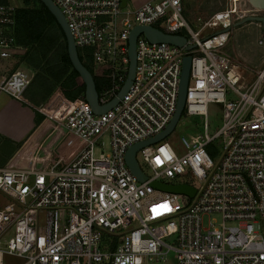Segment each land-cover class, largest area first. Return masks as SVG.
I'll return each mask as SVG.
<instances>
[{"label": "built area", "instance_id": "obj_1", "mask_svg": "<svg viewBox=\"0 0 264 264\" xmlns=\"http://www.w3.org/2000/svg\"><path fill=\"white\" fill-rule=\"evenodd\" d=\"M53 2L81 61L102 80L99 103L113 98L127 77L135 25L180 34L186 42H152L140 32L132 82L106 112L95 113L84 94L70 100L60 92L37 107L72 133L70 157L48 166H0V192L11 199L0 207V264L7 255L19 258L15 264H168L171 253L176 264H264V57L261 67H250L255 76L247 83L244 57L225 50L234 23L264 9L225 0L208 17L198 16L195 29L183 0ZM249 22L258 24L255 43L264 47V22ZM26 49L16 39V5L0 0V94L23 99L31 75L19 66L7 70L6 62ZM186 54L185 103L171 132L183 115L206 116L209 102L222 104V125L210 134L205 120L204 132H186L183 150L167 139L171 132L141 146L135 158L147 179L140 180L127 150L171 121ZM153 181L190 184L195 192L165 190ZM214 212L221 221L204 220Z\"/></svg>", "mask_w": 264, "mask_h": 264}, {"label": "crops", "instance_id": "obj_2", "mask_svg": "<svg viewBox=\"0 0 264 264\" xmlns=\"http://www.w3.org/2000/svg\"><path fill=\"white\" fill-rule=\"evenodd\" d=\"M144 1L146 0H129L134 5L142 4ZM250 23L253 22L245 23L237 28ZM242 32L237 35L240 36L241 42L237 43L236 52L239 51L241 56L247 58L252 48L250 44L254 43L256 45L255 61L259 63L264 57V47L255 43V37L253 39L252 36L244 35ZM6 63L9 64L7 70L18 64L16 58L8 59ZM30 75L29 85L33 79V74ZM244 77L246 82L250 83L248 79H252L253 75L250 73ZM98 81L101 85L102 80ZM48 92L50 91L46 90L40 94L35 91L26 92L23 99L15 98L7 93L0 94V166L7 163L27 166L32 161H41L43 165L48 166L61 156L69 159L66 146L73 138L72 133L65 126L56 125L52 119H46L37 109L38 104L42 103Z\"/></svg>", "mask_w": 264, "mask_h": 264}, {"label": "water", "instance_id": "obj_3", "mask_svg": "<svg viewBox=\"0 0 264 264\" xmlns=\"http://www.w3.org/2000/svg\"><path fill=\"white\" fill-rule=\"evenodd\" d=\"M51 11V13L55 16L56 20L62 27L65 37H66V44H67V53L69 56V59L72 63L73 68L79 73L81 78L83 79L85 83V98L91 105L92 109L95 113L100 114L103 112H106L111 107H113L114 104H116L120 97L124 95V93L128 90L135 71V64H136V38L137 35L140 32H144L147 38L154 42V41H168L173 44H176L178 46H182L186 42V38L183 35L180 34H173L169 32H165L160 28L151 26V25H142L138 24L135 25L131 32L128 39V57H129V67L127 72V77L121 86V88L118 90L117 94L111 98L106 103H99L98 100V91L96 88L95 79L91 73V71L88 69V67L81 61L77 47L74 42V38L72 35V32L70 30V27L67 23V20L61 11V9L53 2V0H41ZM251 5L254 7H257L259 9H264V0H248ZM129 2V0H122V5H126ZM263 21L264 22V15H248L244 17L243 19H240L234 23L235 26L242 25L249 21ZM193 47V44H188L186 46L187 49H190ZM190 66H191V56L189 54H186L183 58L182 63V71H181V77H180V83H179V91H178V97H177V105H176V111L169 122V124L165 127L164 130L159 132L158 134L145 139L143 141L137 142L130 146L126 153V161L128 166L130 167L131 171L137 176L140 180L147 179V175L143 172L141 169L137 159L135 158L136 151L143 145L158 141L165 137L168 133H170L173 128L175 127L177 121L179 120L185 103V97H186V88L189 80V74H190ZM153 185L156 187L169 190V191H175V192H184L189 195H193L195 192V188L190 184L185 183H178V184H171V183H163L160 181H153Z\"/></svg>", "mask_w": 264, "mask_h": 264}, {"label": "rangeland", "instance_id": "obj_4", "mask_svg": "<svg viewBox=\"0 0 264 264\" xmlns=\"http://www.w3.org/2000/svg\"><path fill=\"white\" fill-rule=\"evenodd\" d=\"M8 2L20 6L23 3V0H7ZM225 0H183L184 4V16L189 21L191 26L195 29L198 28L197 26V17L201 16L203 18L208 17L212 12H214L217 8H220L224 5ZM264 11H261V13ZM258 24L250 23L248 25H244L241 28H235L233 33L230 36L229 42L225 46V50L230 53L236 52V46L237 43L241 42L240 36H237L238 33H241V30H245L242 32L244 35H250L253 37L257 36V27ZM251 49L249 52L248 57H244V75H249L250 73L253 75L252 79L249 78L248 80L251 82L254 79L255 71H251L250 67H253L254 64L257 63L256 59V45L254 43H251ZM240 46V45H239ZM262 48V47H261ZM27 52V49H26ZM26 52L21 55V57H17L18 64L16 66L25 68L29 71L30 74H33V79L31 84L29 85V88L26 90L27 93L29 92H37L38 94L44 93V91L48 90V82L53 84V87L51 88L50 93L45 97V99L42 101L41 104H44L45 102H49L54 98L56 93H58V89L56 87L57 82L45 71L44 68L34 69L29 67L25 61H22L24 58ZM239 52V51H238ZM259 67L263 65V62H260L257 64ZM98 85L99 81L97 79ZM26 92H24L23 95H26ZM236 96L232 95L230 98L234 99ZM40 103L38 106L41 105ZM37 106V107H38ZM222 117H223V110H222V104L218 102H209L208 104V112L207 115H201V114H194L190 116H182L180 122L177 124L175 130L171 132L167 139L171 142V144L176 147L177 149L183 150V139L182 135L186 134L188 131H198V132H204V122L205 120L208 123V132L210 134L214 133L221 125H222ZM104 146L106 149H108L109 145V138L107 135L103 137ZM69 143V142H68ZM63 149L61 148V152ZM96 152H99V149L96 148ZM210 152H213L212 149H210ZM216 153V151H215ZM141 165L144 168V170L151 174V170L142 164ZM192 182L194 185H197L198 183L192 179ZM11 199L6 196L4 193L0 192V207L4 206L5 204L9 203ZM209 218H215L217 221H221V214L218 212L212 213L210 216L205 215L204 220L208 221ZM17 261H19V258L7 255L5 258V264H15ZM168 264H176L173 259V254H170V260Z\"/></svg>", "mask_w": 264, "mask_h": 264}, {"label": "trees", "instance_id": "obj_5", "mask_svg": "<svg viewBox=\"0 0 264 264\" xmlns=\"http://www.w3.org/2000/svg\"><path fill=\"white\" fill-rule=\"evenodd\" d=\"M16 39L27 47L22 61L34 69L44 68L58 82V90L65 98L73 100L84 94L85 83L69 59L64 31L41 0H23L16 6ZM94 79L98 90L97 78ZM50 85L48 82V91L53 87Z\"/></svg>", "mask_w": 264, "mask_h": 264}]
</instances>
